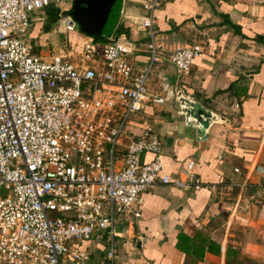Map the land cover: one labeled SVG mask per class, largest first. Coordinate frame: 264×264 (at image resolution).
I'll return each instance as SVG.
<instances>
[{"label": "built area", "instance_id": "2783aa9c", "mask_svg": "<svg viewBox=\"0 0 264 264\" xmlns=\"http://www.w3.org/2000/svg\"><path fill=\"white\" fill-rule=\"evenodd\" d=\"M159 1L143 0L144 12L133 20L147 37L138 66L124 31L102 40L78 32L79 48L66 37L56 49L43 48L29 28L44 17L30 11L50 0H0V264H77L87 257L78 243L101 232L104 264H116V222L139 215L144 189L157 181L209 186L191 171L182 179L160 173L161 141L151 125L138 134L125 128L148 102L179 90L165 72L150 90L155 64L165 59L177 78L201 51L200 43L168 49L152 13ZM71 3L54 0L62 33L77 30ZM253 170L259 180L251 197L263 201L264 164Z\"/></svg>", "mask_w": 264, "mask_h": 264}, {"label": "crops", "instance_id": "0c3cea01", "mask_svg": "<svg viewBox=\"0 0 264 264\" xmlns=\"http://www.w3.org/2000/svg\"><path fill=\"white\" fill-rule=\"evenodd\" d=\"M159 3L153 10L154 21L167 37L168 49L198 42L201 51L188 72L177 78L169 62H157L149 88L157 91L156 75L165 72L185 98L209 109L213 118L199 132L173 97L148 102L125 128L138 134L144 125H151L161 141L160 173L182 179L191 171L209 186L157 181L144 189L139 215L129 212L116 222L115 263L264 264V200L251 197L259 180L253 166L264 164V5L257 0ZM58 18L57 12L51 24ZM122 21L132 24L126 34L134 40L133 58L139 66L147 58V37L127 19L118 18L117 23ZM52 31L60 32L51 28L40 44L55 47L57 34ZM66 38L74 47L79 45L76 29ZM141 158L149 160L151 153ZM104 237L101 232L80 241L87 257L77 264H104Z\"/></svg>", "mask_w": 264, "mask_h": 264}, {"label": "water", "instance_id": "95a60500", "mask_svg": "<svg viewBox=\"0 0 264 264\" xmlns=\"http://www.w3.org/2000/svg\"><path fill=\"white\" fill-rule=\"evenodd\" d=\"M122 0H72L68 12L79 33L109 36L121 12ZM190 124L202 132L213 118V113L199 102L185 98L181 90L175 96Z\"/></svg>", "mask_w": 264, "mask_h": 264}, {"label": "rangeland", "instance_id": "374dc122", "mask_svg": "<svg viewBox=\"0 0 264 264\" xmlns=\"http://www.w3.org/2000/svg\"><path fill=\"white\" fill-rule=\"evenodd\" d=\"M123 1V0H122ZM142 2H143V0H125L124 1V9H123V13H121L120 14V16H119V20H122V19H127V20H129V21H131L132 23H133V20H136L137 18H136V16L138 15V14H141L142 12H144V7H143V5H142ZM159 4L160 3H158V5L157 6H159ZM49 6H54V0H50V2H49ZM156 6V7H157ZM127 7H130V10H132V12L131 11H129L128 9H127ZM47 7H46V5L43 7V8H41V9H33L32 11H30V14H33V15H35V16H39V14H45L44 13V11H45V9H46ZM49 8V7H48ZM136 9L138 10V12L139 13H136ZM155 9V8H154ZM36 25L37 24H39V20L37 21V23H35ZM41 24V23H40ZM57 24H58V22L56 23V24H52V26H51V28L52 29H55L56 27H57ZM42 25V24H41ZM32 26V25H31ZM75 27H77V25H75ZM32 28V27H31ZM31 28H29V32H31L30 31V29ZM50 28V29H51ZM50 29L48 30V31H43L42 30V28L40 27V29L37 31V34L38 35H40V34H44V36L43 35H41L40 37H36V39H32V40H34V41H36V42H42L43 40H46V39H48L47 38V35H48V32H50ZM70 32V31H69ZM69 32H65V33H60V32H54L53 33V31L51 32V34L52 35H54L55 33L57 34L56 36H55V38H56V42L57 43H59V42H61L62 40H63V38L64 37H66L68 34H69ZM46 36V38H44ZM40 39V40H39ZM198 43V42H197ZM40 44V43H39ZM40 45H42L43 46V48H47V47H50L48 44H46V43H41ZM51 48V47H50ZM57 48V44L55 45V47H54V49H56Z\"/></svg>", "mask_w": 264, "mask_h": 264}, {"label": "trees", "instance_id": "16d2710c", "mask_svg": "<svg viewBox=\"0 0 264 264\" xmlns=\"http://www.w3.org/2000/svg\"><path fill=\"white\" fill-rule=\"evenodd\" d=\"M46 7L47 8L44 11L45 12L44 21H39V24H37V25L35 24L37 22H34L32 24V26H31L32 28L30 27L31 28L30 29L31 32H29V35H30V39L31 40L32 39H36V37H40L41 35L44 36L45 33L44 34L42 33V34L38 35L37 31L40 29V27L42 28L43 31H48L50 29V26L52 25L51 23H53L56 20V18H57V8H55L54 6H49V4H47ZM131 26H132L131 23L126 22V21H122L120 23H117V25L115 26L114 29H117L118 31H124L125 33H128V29H130ZM156 28L159 30L158 26H156ZM92 35L94 36V38L96 40H102L103 39L102 35H96V34H92ZM76 48H79V45L76 46ZM185 248H187V247L185 246ZM209 248L214 249L213 246H209Z\"/></svg>", "mask_w": 264, "mask_h": 264}]
</instances>
